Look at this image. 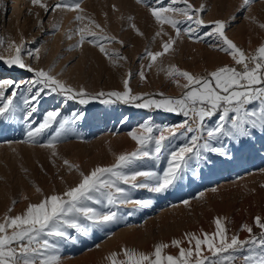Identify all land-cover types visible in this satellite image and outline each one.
Masks as SVG:
<instances>
[{
  "label": "rangeland",
  "instance_id": "1",
  "mask_svg": "<svg viewBox=\"0 0 264 264\" xmlns=\"http://www.w3.org/2000/svg\"><path fill=\"white\" fill-rule=\"evenodd\" d=\"M47 2L51 5L56 0ZM189 2L196 7L204 3V19L216 12L226 22V35L246 54H253L264 43V28L259 26L264 23V0H255L250 11L242 9L243 0ZM164 3L167 5L170 0H164ZM227 5L233 8L237 6L231 9ZM175 6L183 7V4L177 0ZM81 7L87 17L82 24L75 21L77 13L73 11L46 13L38 5H33L31 0H0V38L17 42L24 39L28 48H40L38 61L25 57L26 61L37 68H52V74L62 81L76 89L83 87L93 94L123 91L124 80L130 71L132 77L129 86L134 94L149 93L157 99L161 98L159 93L179 97L185 91L182 85L186 81L177 77L180 81L177 84L168 77L166 73L170 65L195 75H207L224 65L241 67L235 65L232 57L219 48L211 47L208 42L191 41L183 35L174 45L175 51L158 58L149 69L146 49L162 50L163 41L169 35H175L174 29L165 25L164 30L168 35L156 37L159 26L149 8L137 3V0H82ZM88 18L99 23L108 35L123 41V45L118 42L105 43L110 51L118 50L126 59L113 57L116 60L113 63L112 59L87 42L82 47H76L77 35L68 39L78 26L89 25L93 31H99ZM250 18H254L255 22ZM132 24L143 35L132 28ZM53 25H59L58 30H54ZM208 30L205 27L200 31ZM235 34H239L238 39L234 37ZM0 52L7 55L3 49ZM142 68L145 73L143 79L139 75ZM32 76L26 69L10 68L0 61V79L10 78L19 82ZM19 91L25 94L23 88ZM106 99L110 98H90L88 104L82 105L77 100L64 103V98L58 94H42L38 111L31 118L33 121L38 123L48 110L58 109L60 118H68L71 122L70 130L56 144L55 150L26 141L27 122L23 119V113L15 121L0 118V222L6 216L21 214L30 203H38L44 195L63 192L66 187L74 186L79 181L80 171L87 173L96 166L111 165L119 154L135 150L138 145L129 133L136 131L139 134L143 131L139 126L145 121L163 126L179 124L186 119L182 114L137 108L123 102L103 103ZM16 100L21 103L19 95ZM75 112H83L85 117L73 120L72 114ZM217 120L218 115L206 119L204 124L213 127ZM57 127L58 124L45 133L43 143L54 135ZM182 142L177 139L173 143L179 145ZM212 143L220 146L219 142ZM223 146L228 156L206 153L211 163L201 162L199 167L195 161H190L192 170L165 193L129 189L134 199H151L153 203L150 207L135 209L131 205H117L113 210L118 211L122 219L116 224L92 229L87 237L69 230L78 236V240L61 244L60 264H110L107 258L113 252L118 254L117 259H124L125 248L152 253L158 243L169 244L163 250L164 254L177 255L178 248L171 245L173 239L182 240V246L188 247L185 234L193 232L201 235L214 231L216 217L224 218L230 235L238 234L242 240L248 238L249 234L242 230V224H253L257 215L264 217V133L256 131L250 140L239 143L224 139ZM53 151L56 155H53ZM65 159L78 165L79 171L75 168L69 171L64 164ZM167 159L165 151L162 160L141 161L137 168L162 173L167 167ZM37 188L41 191L37 192ZM201 192L204 193L202 197L199 196ZM184 200H188L189 204H183ZM93 206L104 208V205ZM259 231L254 228L255 233ZM238 264H243V261Z\"/></svg>",
  "mask_w": 264,
  "mask_h": 264
},
{
  "label": "snow or ice",
  "instance_id": "2",
  "mask_svg": "<svg viewBox=\"0 0 264 264\" xmlns=\"http://www.w3.org/2000/svg\"><path fill=\"white\" fill-rule=\"evenodd\" d=\"M31 2L46 13L57 10L76 12L75 21L81 24L87 18L81 7L82 0H56L51 5L47 0ZM180 2L183 7L175 6L177 0H170L167 5L164 0H137V3H143L149 8L159 26L156 37L168 35L164 30L165 25H169L175 32L174 36L169 35L163 41L162 50L146 49L145 55L150 61L147 67L151 69L158 58L175 51L174 45L183 35L191 41L208 42L211 47L219 48L232 57L235 65L241 67L238 69L236 66L224 65L207 75H195L176 65H170L166 75L177 84L180 83L177 77L186 81L182 85L185 91L179 97H167L159 93L161 98L157 99L149 93L134 94L129 86L132 77L130 71L128 78L124 80L123 91L93 94L83 87L76 89L52 74V68H37L26 61L25 57L38 61L40 48H28L24 39L17 42L0 38V49L7 52V55L0 52V61L10 68L19 67L33 74L26 81L0 79V118L15 121L23 113V119L27 122V142L55 150L56 144L70 130L71 122L68 118L61 119L58 109L48 110L38 123L31 119L38 111L42 94H58L64 98V103L77 100L82 105L88 104L90 98L109 97L110 99L102 102H123L137 108L182 114L186 118L179 124L163 126L145 121L139 126L143 131L139 134L136 131L129 133L138 145L135 150L119 154L111 165L96 166L87 173L80 171L79 181L74 186L66 187L63 192L44 195L38 203H30L21 214L4 217L3 222H0V264H60L61 244L69 241L75 243L78 240V236L69 230L87 237L92 229L116 224L122 219L118 211L113 210L117 205H131L135 209L152 205L151 199L132 198L130 188L147 189L156 194L165 193L192 170L190 161H195L199 167L201 162L211 163L206 153L228 156L229 153L223 146L224 139L239 143L250 140L256 131L264 133V43L253 54H246L226 35L224 20L206 21L203 18L202 13L206 12L204 4L196 7L189 0ZM254 2L255 0H243L242 9L250 11ZM88 19L99 31H93L89 25L78 26L68 39L77 35L76 47H82L87 42L112 59L113 63H116L113 57L126 59L118 50L110 51L105 43L118 42L123 45V41L108 35L94 19ZM250 19L255 22L254 18ZM259 26L264 28V23ZM131 27L143 35L135 24ZM205 27L209 30L201 32ZM53 28L58 30L59 25H53ZM139 75L142 79L145 78L143 68ZM21 88L25 94L20 93ZM18 95L21 103H17ZM254 104L258 107H251ZM217 115L215 126L206 127L204 121ZM72 116L73 120H79L85 117V113L75 112ZM57 124L54 135L43 143L45 133ZM177 139L183 142L174 145L173 142ZM213 141L219 142L220 146H214ZM165 151L168 157L167 167L162 173L137 168L141 161L162 160ZM53 155H56L55 151ZM64 164L69 171L73 168L79 171L78 165L71 164L66 159ZM125 185L129 187L126 188ZM215 190L214 188L213 191ZM36 191L40 192L41 189L37 188ZM203 195V192L199 194L200 197ZM182 203L188 205L189 201L184 200ZM93 205H104V208ZM241 227L249 234L243 240L238 234L230 235L224 218L216 217L214 231L203 232L201 235L193 232L185 234L188 247L182 246V240L173 239L171 245L178 248L177 255L164 254L163 250L169 244L158 243L152 253L125 248L124 259H117L116 252L111 253L107 259L110 264H238L241 260L243 264H264V217L257 215L253 224L244 223ZM254 228L260 230L258 234L254 232Z\"/></svg>",
  "mask_w": 264,
  "mask_h": 264
},
{
  "label": "bare ground",
  "instance_id": "3",
  "mask_svg": "<svg viewBox=\"0 0 264 264\" xmlns=\"http://www.w3.org/2000/svg\"><path fill=\"white\" fill-rule=\"evenodd\" d=\"M205 1V0H204ZM227 1V0H226ZM233 1V0H232ZM210 2V1H209ZM228 3V2H227ZM204 4V3H203ZM217 4V3H216ZM225 4H226V2H225ZM235 4H236V1H235ZM238 4V3H237ZM208 5V4H207ZM233 5V4H232ZM240 5V4H239ZM115 6V5H114ZM127 6V5H126ZM227 6H230V5H227ZM226 6V7H227ZM237 6V5H236ZM235 6V7H236ZM231 7V9L233 8L232 6H230ZM234 7V8H235ZM229 8V7H228ZM233 8V9H234ZM213 9H215V6L213 5ZM230 9V10H231ZM229 10V9H228ZM217 11V10H216ZM234 11V10H233ZM233 11H231V14L233 13ZM221 12H222V10H221ZM217 13H219V12H217ZM227 13V12H226ZM67 15V14H66ZM221 15H222V13H221ZM64 16H65V14H64ZM224 16V15H223ZM228 17H229V15H227ZM233 17V16H232ZM230 18H231V16H230ZM216 19H221V18H219L218 17V14H216V12H212L211 14H210V16L208 17V18H206L205 20L206 21H211V20H216ZM225 19V18H224ZM239 35V34H238ZM238 35L237 34H235V36L234 37H236L237 39H238ZM229 37V36H228ZM242 37V36H241ZM229 38H231V37H229ZM2 71V70H1ZM4 71V70H3ZM194 165V164H193ZM193 165H191V166H193Z\"/></svg>",
  "mask_w": 264,
  "mask_h": 264
}]
</instances>
